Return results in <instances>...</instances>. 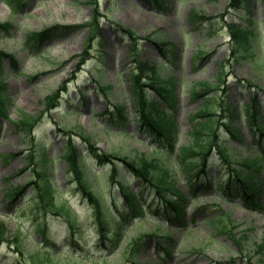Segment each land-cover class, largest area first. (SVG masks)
I'll return each mask as SVG.
<instances>
[{
  "label": "rangeland",
  "instance_id": "rangeland-1",
  "mask_svg": "<svg viewBox=\"0 0 264 264\" xmlns=\"http://www.w3.org/2000/svg\"><path fill=\"white\" fill-rule=\"evenodd\" d=\"M92 1L24 0L23 8L10 12L7 0H0V24H8L0 26V49L15 54L18 60L17 68L13 69L7 61H3L0 70V79L10 98L7 117L0 114V153L13 155L12 158H3L0 154V222L7 228L6 240L0 242V264H29L30 256L42 250L39 228L44 226L49 240L54 242L51 248L54 258L50 264H98L95 258L99 255L112 264H130V245L143 235L151 237L144 238L135 256L139 263L225 264L233 258V264H252L249 260L258 257L253 252V245L264 244V167L259 177L263 183V209L260 211L247 208L238 201L222 199L220 194L221 197L216 196V185L213 184V195L188 198L184 209L188 227H182L174 222L164 223L161 218L151 215L152 208L160 203L156 198L148 197L144 215L127 224L120 246L109 252L98 245L91 207L76 191L66 163L59 155L64 148L66 133L79 127L91 135L96 146L103 151H116L129 157L139 154L151 156L152 140L138 129L132 105L128 72L133 69V59L128 56V43L115 28V23L131 28L139 36L151 35L153 41L166 39L177 47L174 62L162 63L159 46L144 39L139 43L140 57L158 64L162 78L171 74L176 77L177 109L174 115L178 140L174 152L166 155L167 165L175 159L178 145L191 141L188 118L208 96H211L209 101L213 102V111L224 113L222 107L240 110V117L234 125L242 132L243 140L236 139L217 123L216 141L218 139L230 150L234 148L237 153L248 151L249 155H254L256 148L250 147L252 132L243 110L256 92L264 114V0H248L241 7H230V0H166L164 8L151 6L145 0H96L100 38L94 41L90 57L77 73H74L77 60L73 57L82 49L86 28L48 41L39 51L36 44L27 42L33 32L46 26L86 22L95 13ZM192 9L210 19L196 25L190 20ZM230 21L254 30L249 38L253 56L239 57V54L245 53L240 44L230 38L226 26ZM201 52L208 54L203 60L198 57ZM204 80L210 81L215 90L191 97L193 83ZM63 83L66 84V91L61 93L57 106L45 111L44 97L61 88ZM103 85L110 87L104 88ZM153 91L148 88L150 97H155ZM114 104L123 105L130 119L125 126L109 123L111 115L116 116ZM23 113L39 117L32 139L15 126ZM225 115H228L227 111ZM218 120L221 122L223 118L218 117ZM205 131L210 132L207 128ZM76 145L84 150L79 138ZM42 148L51 157L47 172L58 186L57 200L75 214L73 222L80 233H75L74 237L78 238L81 253L73 250L74 239L65 217L38 211L30 187L16 202H9L5 196L7 182L4 177L22 169L10 178V182L23 185L32 179L34 167H43L44 162L39 160ZM30 153L33 154L31 162ZM82 162L86 168L95 171V192L105 194L108 199L115 194V202L121 206L123 201L117 196V186L112 187L107 179L110 166L97 164L87 152H84ZM209 171L214 178L226 169L221 163H213ZM179 174L181 172L175 173V180L179 188L187 193L186 179H179ZM130 181V186L138 187L135 179ZM201 207L205 208L199 210ZM212 218L214 220L211 221ZM230 220H234V236L227 237L213 229L221 224L231 226ZM160 235L166 237L165 242L162 237L159 238ZM167 239L169 246L165 251ZM16 240L21 252L17 251ZM242 247L243 251L239 253L237 250Z\"/></svg>",
  "mask_w": 264,
  "mask_h": 264
},
{
  "label": "trees",
  "instance_id": "trees-1",
  "mask_svg": "<svg viewBox=\"0 0 264 264\" xmlns=\"http://www.w3.org/2000/svg\"><path fill=\"white\" fill-rule=\"evenodd\" d=\"M147 1H157L159 4V0ZM243 1L247 0H231L230 5L236 6L239 4L240 6ZM14 6L18 7L19 5L16 4ZM190 17L195 24L209 19L207 16L199 14L196 10L191 12ZM95 22L96 18L94 17L92 27L95 26ZM228 26L233 40L240 44V47L245 51L244 53H250L251 42L249 34L252 31H245L246 29L244 30L237 23L228 24ZM56 28V26L46 27L42 31L34 33L30 40L40 47L43 42L55 36L54 30ZM96 29V27L90 29L86 46L79 55V63L84 61L89 52L88 49L91 46V42L98 35V30ZM121 31L123 33L126 32L131 40L136 38L134 33L128 28H124ZM155 43H158L161 48V54L172 61V56L175 54L174 46L166 40ZM130 50L131 55L135 57L134 62L136 63L135 68L129 73L130 92L134 99L133 107L136 113L135 120L137 126L140 128L139 130L154 141L155 145L152 151L156 153V156L139 154L129 157L116 151H101L93 142L92 136L79 127L73 134L71 133L66 136L64 148L60 153V157L66 162L68 175L70 176V180L75 184L76 191L91 207V216L99 234V246L109 250V248H114L118 244L127 223L132 218L141 215V209L144 204L141 200V195L144 191H152L154 196L159 197L163 201L162 207L155 209L154 213L162 215L166 221L182 222L183 205L185 204L186 196L180 191L177 182L172 177L173 173L179 170L188 177L189 183H198L199 187H207L213 181L209 171L212 164H224L228 172L218 180H225L221 193L226 198L234 199L237 197L245 205L247 204L252 207L260 205L262 183L259 179V172L262 169V157L260 154H264V147L262 145L264 141V116H262L259 102L253 98L248 105L249 110L247 111L248 126L256 137L254 144L258 142L257 144L259 145V150L254 156L245 155L236 157L234 153H230L223 143H217L216 133L214 134L213 129V131L209 132L206 139H202L205 127L201 126L200 119L205 118V121L211 124L216 122V119L213 117L215 112L211 111L209 106L206 105V108L197 111L190 118L192 122V142L179 146L176 162L168 166L163 159V155L171 153L177 142L172 115V111L176 106L175 78L171 75L163 79L160 76L158 65L136 58L137 51L134 42H131ZM201 58L204 57L201 55ZM4 59H7L11 65L16 66L14 56L11 53L0 50V70ZM148 87L154 90L156 98L149 96ZM212 89L213 87L205 81L195 83L190 92L191 96L195 97L206 94L212 91ZM59 91L55 90L45 97L44 105L47 110L57 105ZM8 105V97L4 93L2 83L0 82V114L4 117L7 116ZM115 109L119 119L116 120L114 116H111L109 122H112V120L127 122L128 118L123 113L122 106L115 105ZM228 112L235 114L236 111L229 110ZM38 118L23 114L18 122H16V126L22 129L28 138L31 137L30 139H32L31 135L34 126L39 121ZM233 121H235V116L230 118L228 122H223V125L229 133H237L240 136V133L232 127ZM213 127L209 125L207 128ZM73 135H76L82 141L85 147L83 153L81 150L79 151L76 145V138ZM84 152L90 154L98 164L109 163L110 168L107 178L117 186V194L123 198L122 206L119 207L115 204L114 194L108 199L105 194L99 195L94 191L92 186L96 174L94 170L86 168L82 162ZM35 153L37 152L35 151ZM39 156V160L44 162V164L41 168L33 166V180L30 179L23 186L9 183L6 186V197L11 202H16L26 188L31 187L32 200L36 209L43 214L51 212L53 215L65 217L69 228L72 232H76L78 229H76L72 218L75 217V214H72L71 208H68L64 203H60L57 200L58 186L47 172L49 169L47 163L50 161V158L45 155L44 148H42ZM32 158L33 154L30 153V162ZM211 160H213V163H210ZM233 163H235V166H232ZM120 166L123 167L121 169L124 172L123 176H121ZM244 166L249 168L247 172H243ZM12 176L8 178L10 179ZM131 178L137 181L138 187L130 186ZM232 183H234L233 186L238 189V192H230L229 189ZM39 232L42 240L41 243L44 245L42 251L30 256L29 264H50L53 257V252L51 251L53 244L48 240L45 226L40 228ZM6 233L7 228L3 222H0V242L6 240ZM16 243L17 250L21 252L17 240ZM135 247L138 248V243H135ZM255 250V252L261 254L258 258V264H264L263 245L255 244ZM97 261L99 260L97 259ZM100 263L107 264L105 261H101Z\"/></svg>",
  "mask_w": 264,
  "mask_h": 264
},
{
  "label": "bare ground",
  "instance_id": "bare-ground-1",
  "mask_svg": "<svg viewBox=\"0 0 264 264\" xmlns=\"http://www.w3.org/2000/svg\"><path fill=\"white\" fill-rule=\"evenodd\" d=\"M165 1H166V0H159V4H158L157 1H154V2H151V3H152V5H153L154 7L164 8V3H165ZM114 118L117 120V119H119V116L116 115V116H114Z\"/></svg>",
  "mask_w": 264,
  "mask_h": 264
}]
</instances>
